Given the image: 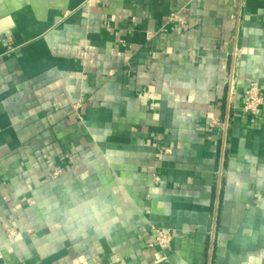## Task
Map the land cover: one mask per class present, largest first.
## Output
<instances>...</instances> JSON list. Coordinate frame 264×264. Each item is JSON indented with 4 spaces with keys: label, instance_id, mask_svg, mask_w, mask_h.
Returning a JSON list of instances; mask_svg holds the SVG:
<instances>
[{
    "label": "crops",
    "instance_id": "0c3cea01",
    "mask_svg": "<svg viewBox=\"0 0 264 264\" xmlns=\"http://www.w3.org/2000/svg\"><path fill=\"white\" fill-rule=\"evenodd\" d=\"M251 84L264 0H0V264H264Z\"/></svg>",
    "mask_w": 264,
    "mask_h": 264
},
{
    "label": "built area",
    "instance_id": "2783aa9c",
    "mask_svg": "<svg viewBox=\"0 0 264 264\" xmlns=\"http://www.w3.org/2000/svg\"><path fill=\"white\" fill-rule=\"evenodd\" d=\"M169 21L182 24L183 19L178 15V14H170ZM234 55L237 54V49L234 48ZM264 103V98L262 94L260 93V90L257 85L251 84L244 92V97L240 105V109L247 115L249 116H256L261 109L262 105ZM231 98H230V93H229V98H228V107H227V112H226V117L223 122H221L219 119H211L209 121V127H217L220 132V138L222 140L221 143V155H220V170L218 172V187L220 183V177H221V168L223 165L224 161V155H225V148H226V134H227V128H228V120H229V114L231 110ZM164 154H171V148H163ZM63 174V169L59 166L53 167L49 174L48 177L50 180H55L62 176ZM153 182L158 183L160 181V177L157 174H154L152 176ZM149 234L150 237L147 240V247L148 248H168L172 242L173 239V234L170 230H165L156 226H151L149 229ZM17 231L14 228H9L6 230V236L8 239H12L17 235ZM1 258V254H0Z\"/></svg>",
    "mask_w": 264,
    "mask_h": 264
}]
</instances>
